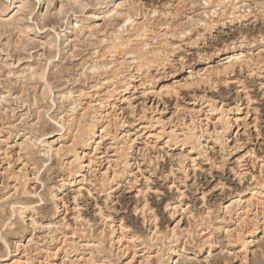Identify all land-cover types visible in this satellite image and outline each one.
Listing matches in <instances>:
<instances>
[{
	"label": "rangeland",
	"instance_id": "obj_1",
	"mask_svg": "<svg viewBox=\"0 0 264 264\" xmlns=\"http://www.w3.org/2000/svg\"><path fill=\"white\" fill-rule=\"evenodd\" d=\"M223 51L242 59L201 71ZM183 66L208 78L153 95ZM88 103L113 123L96 152ZM263 181L264 0H0V264H264Z\"/></svg>",
	"mask_w": 264,
	"mask_h": 264
},
{
	"label": "bare ground",
	"instance_id": "obj_2",
	"mask_svg": "<svg viewBox=\"0 0 264 264\" xmlns=\"http://www.w3.org/2000/svg\"><path fill=\"white\" fill-rule=\"evenodd\" d=\"M22 5V4H21ZM117 12H118V9L116 10ZM112 14H114V13H112ZM120 15H121V13H119ZM123 14V13H122ZM131 17L132 16H130V14H128V16L126 17V19H125V22L127 21L128 23H129V21H131ZM132 22V21H131ZM146 31V30H145ZM144 35V34H143ZM145 39V38H144ZM114 45V44H113ZM224 53H222V55L221 54H214V55H212L210 58H208V62L205 64L207 67L205 68V69H203V70H201V71H204V72H208L211 68L213 69V66L211 65L212 63H215L216 61H215V59H218V58H220V61L221 62H224L223 64V69H222V72L225 74L226 72H228V71H230V70H232L234 67H235V65H236V63L238 64V62L239 61H241V59H242V56H238V55H232L229 51H223ZM125 63V62H124ZM197 68H199V67H197ZM105 69V68H104ZM95 70V69H94ZM220 71V69L217 71V72H219ZM104 72V71H103ZM212 72V71H211ZM216 72V71H215ZM197 74V72H195V70L193 69V67H190V68H187L186 70H185V68H184V66L181 68V71L178 73V74H176V75H174V77H173V82L172 83H168L167 81H164L163 82V84H162V86L160 87V89L159 90H154V92H153V90H152V92H153V95H156V96H158V97H166V98H171V97H175V98H177V97H179L180 96V93L182 92V91H184V92H188V91H193L194 89H196V87H199V85L200 84H202L203 82H204V80L205 79H207V78H202V77H200V79H197V80H194L193 78H194V76ZM203 74H205V73H203ZM40 76V75H39ZM41 77V76H40ZM42 79V78H41ZM167 79H168V77H167ZM44 80V79H43ZM209 80V79H208ZM210 81V80H209ZM128 87H130V85L128 86ZM109 92H111V91H109ZM109 94V93H108ZM192 94V93H191ZM113 95V94H112ZM110 96V95H109ZM102 97H103V95H102ZM106 97H108V96H106ZM91 98V97H90ZM97 99V98H96ZM109 99V98H108ZM162 99V98H161ZM194 99H195V97H194ZM197 99V98H196ZM203 99H204V97H203ZM97 101V100H96ZM99 101V100H98ZM124 101V100H123ZM161 101V100H160ZM101 102V101H100ZM85 104V103H84ZM79 107V106H78ZM103 103H101V105L98 107V108H95V105H92V104H90V103H88L87 104V107H84V108H82L81 109V112H80V115H79V117L81 116V117H83V118H87V117H89L91 120H90V123H88V124H86V125H78L79 126V130H77V131H79V132H82L83 133V137L81 136V138H82V140H81V143H82V147L81 148H86V150L88 151V150H91L90 148H94V152H96L97 150H98V147H99V145L101 144V141H102V139H107V137H109V136H111L110 134H111V131H110V128H112V122L111 121H108L107 122V125H105L104 124V119L107 117V115H103ZM211 107V106H210ZM153 107H150L149 109H152ZM212 108V107H211ZM74 110H76L75 108H73ZM72 109V110H73ZM148 109V108H147ZM156 109H157V107H156ZM217 109V108H216ZM215 108H212L211 109V111H215L216 110ZM222 110V109H221ZM157 111H158V109H157ZM201 111V110H200ZM71 112V111H70ZM73 114V113H72ZM79 114V113H78ZM214 114V113H213ZM222 115V114H221ZM78 116V115H77ZM76 117V116H75ZM82 118V119H83ZM118 118V117H117ZM227 118V117H226ZM150 120H153L154 119V117H152V118H149ZM223 119V118H222ZM71 120V119H70ZM76 120V119H75ZM74 119L71 121L73 124L74 123H77L76 121H75ZM81 120V119H80ZM87 120H88V118H87ZM112 120V119H111ZM146 120V119H145ZM161 119L159 118V119H157L156 120V122H157V124H162V122L160 121ZM208 120V119H207ZM63 121H65V120H63ZM62 121V122H63ZM66 121H68V120H66ZM83 121V120H82ZM219 121V120H218ZM81 122V121H80ZM88 122V121H87ZM115 122H117V119H115ZM120 122L121 121H118L117 123H116V125H118V127H120V129L123 127L122 125V123L120 124ZM149 122V121H148ZM65 122H63V124H64ZM69 123V121L67 122V124ZM56 124V123H55ZM78 124V123H77ZM69 125H71L70 123H69ZM69 125H68V127H69ZM76 124H74V125H72V126H75ZM225 125H226V123H225ZM228 125V124H227ZM61 126V125H60ZM71 126V127H72ZM77 126V127H78ZM146 126V125H145ZM142 126L141 127V129L142 130H145V129H148V127L149 126ZM64 127H66L65 126V124H64ZM64 127H63V129H64ZM70 127V128H71ZM76 127V126H75ZM175 127V126H174ZM61 128H62V126H61ZM69 128V129H70ZM73 128V127H72ZM150 128V127H149ZM185 128V127H184ZM60 129V128H59ZM66 129V128H65ZM68 129V128H67ZM78 129V128H77ZM113 129V128H112ZM117 129V128H116ZM118 130V129H117ZM117 130H116V133H117ZM216 130V129H215ZM64 131V130H63ZM70 131H74V128H73V130H70ZM161 131L163 132V130L161 129ZM193 131H195L194 129L193 130H191V129H188V133L186 134V135H184V136H186L185 138L186 139H189V138H191V137H194L195 138V133L193 132ZM225 131V130H224ZM79 132H76V134L77 133H79ZM162 132H158L160 135H162L161 133ZM202 134L204 133L203 131L201 132ZM165 134V133H164ZM170 137L169 138H173V137H175V136H177V134H176V132L174 131V130H172L170 133ZM202 134H201V136H196V138H197V141H199L200 142V140L203 138V136H202ZM69 135V134H68ZM78 135V134H77ZM81 135V134H80ZM79 135V136H80ZM107 136V137H106ZM115 136V135H114ZM113 136V137H114ZM156 136H157V134H156ZM155 136V137H156ZM75 137V136H74ZM78 137V136H77ZM153 137V136H152ZM158 137V136H157ZM156 137V138H157ZM176 138V137H175ZM75 140H76V138H74ZM99 139H100V141H99ZM171 139L170 140H168L166 143L168 144V143H170L171 142ZM37 140V139H36ZM74 140V141H75ZM80 140V139H79ZM78 140V141H79ZM112 140V152L114 153L113 155H111V156H113L116 160H111V158H107L108 159V163H114V165H115V163H116V161H118L119 163H122L123 165L122 166H124V168L125 169H128L129 168V166H130V164H129V152H130V150H131V148H132V145H133V143H134V140L133 139H131L130 137H129V135H123V136H118V135H116L113 139H111ZM185 140V139H184ZM194 140H196V139H194ZM38 141H40V140H38ZM37 141V142H38ZM78 141H76V142H78ZM189 141V140H188ZM191 141V140H190ZM193 141V140H192ZM196 141V142H197ZM28 142V141H27ZM31 142V141H30ZM33 142V141H32ZM31 142V143H32ZM41 142V141H40ZM75 142V143H76ZM187 142V141H186ZM39 143V142H38ZM75 143H74V145H75ZM80 143V142H79ZM37 144V143H36ZM41 144H42V142H41ZM44 144H45V142H44ZM54 144V143H53ZM25 145V144H24ZM33 145V144H32ZM38 145V144H37ZM46 146H47V143L45 144ZM49 145H51V144H49ZM53 146V145H52ZM51 146V147H52ZM167 146V145H166ZM201 144H200V148H201ZM21 147V146H20ZM64 147V146H63ZM69 148H71V147H67V149H69ZM75 148H76V146H75ZM20 149H22V147L20 148ZM53 149V148H52ZM60 149V148H59ZM56 150V149H55ZM52 150L50 149V152H51ZM59 151V150H58ZM68 151H70V150H68ZM68 151H66V152H68ZM56 152V151H55ZM72 152H74V160L72 161V162H70V165L72 166V165H76V167H77V170H75V172L73 173V175H75L76 176V178H78V177H81L82 176V174H80L81 172H83V169L84 168H90V166L92 165V163H93V158L95 159L96 157H95V154H90V156L89 155H87L86 153H83L82 155H80V152H78L77 150H75V151H72ZM70 153V152H69ZM82 153V152H81ZM62 154V153H61ZM60 154V155H61ZM71 154V153H70ZM5 156H6V154H5ZM88 159V160H87ZM87 161H88V164H86L87 163ZM95 161V160H94ZM43 164V163H42ZM109 164V165H110ZM68 165V164H67ZM117 165V164H116ZM118 166H119V164H118ZM27 167H28V165H27ZM116 167V166H115ZM68 168H69V166H68ZM75 168V167H74ZM32 169H34V168H32ZM71 170V169H70ZM108 170H111L110 169V166H109V168H108ZM35 170H33L32 172H34ZM39 171V170H38ZM38 171H36L35 173H34V180H36L37 181V176H38ZM74 171V170H73ZM114 171H115V168H114ZM109 171H107V172H105L104 174H109L108 173ZM115 173V172H114ZM22 174V173H21ZM25 174V173H24ZM27 174V173H26ZM239 176V175H238ZM70 177L71 178H68V180H63V182H62V185L60 186L61 188H60V190L63 188H65L67 185H69V184H71V182L74 180V178H73V176L70 174ZM84 177V176H83ZM107 177V176H106ZM109 177V176H108ZM23 178H24V175H23ZM25 179V178H24ZM109 179V178H108ZM50 180V179H49ZM68 181V182H67ZM69 183V184H68ZM70 186V185H69ZM261 188H263L264 189V181H263V183H261V184H258V186L254 189V191H253V193H252V198L251 199H249V200H243L242 202L244 203V205L247 203L248 205H251L250 203H252V200L253 199H255L254 198V196H256L257 194H259L258 193V191L259 190H261ZM79 190V189H78ZM150 190V189H149ZM52 192H54V191H52ZM60 192V191H59ZM37 195V194H36ZM79 195V194H78ZM263 195V194H262ZM40 197V196H39ZM42 198V197H41ZM53 200H54V202L55 201H57L58 199H57V196L55 195L54 196V194H53ZM256 200V199H255ZM42 201V200H41ZM14 205V204H13ZM12 206V205H11ZM56 206V210L58 209V206L57 205H55ZM79 208V205H77L76 206V208ZM11 208V207H10ZM15 209V207L13 206L12 207V209ZM28 208V207H27ZM31 208V207H30ZM17 209V208H16ZM25 209V208H24ZM80 209V208H79ZM22 210V209H21ZM21 210H18L19 212L21 211ZM36 210V209H35ZM177 210V209H176ZM12 211V210H11ZM17 211V210H16ZM58 211V210H57ZM76 211V210H75ZM74 211V212H75ZM78 211V210H77ZM12 212H14V211H12ZM79 212V211H78ZM16 213V212H15ZM13 215V214H12ZM16 215V214H15ZM19 216V215H18ZM23 216V215H22ZM12 217V216H11ZM21 217V216H20ZM9 222V221H8ZM129 230V229H128ZM129 232V231H128ZM250 234H252V233H250ZM254 234V233H253ZM252 234V235H253ZM114 235V234H113ZM112 235V236H113ZM5 237V236H4ZM123 239V238H122ZM122 239H120V242L122 241ZM113 241V240H112ZM99 243V242H98ZM129 243H131V242H129ZM245 243V242H244ZM133 244V243H132ZM244 245V244H243ZM8 247V246H7ZM244 248V247H243ZM175 249V248H174ZM11 252V251H10ZM175 256H180L179 255V250H177V249H175L174 251H173V257H175ZM172 257V258H173ZM172 260V259H171Z\"/></svg>",
	"mask_w": 264,
	"mask_h": 264
}]
</instances>
